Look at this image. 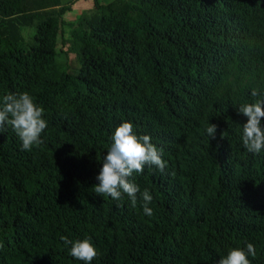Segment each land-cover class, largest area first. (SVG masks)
<instances>
[{"label":"trees","instance_id":"1","mask_svg":"<svg viewBox=\"0 0 264 264\" xmlns=\"http://www.w3.org/2000/svg\"><path fill=\"white\" fill-rule=\"evenodd\" d=\"M21 92L48 127L31 151L0 133V264H85L61 236L91 237L90 264H218L247 243L264 264V150L238 114L264 99V0H0V97ZM124 121L167 161L131 177L152 216L94 193Z\"/></svg>","mask_w":264,"mask_h":264},{"label":"clouds","instance_id":"2","mask_svg":"<svg viewBox=\"0 0 264 264\" xmlns=\"http://www.w3.org/2000/svg\"><path fill=\"white\" fill-rule=\"evenodd\" d=\"M256 89L251 91L252 97H258ZM238 114L247 117L242 126V143L247 152L259 154L264 150V99H256L253 103H245L238 107ZM45 110L35 102L28 92L7 93L0 97V133L10 126L22 142V150L31 151L34 146L43 143L42 133L47 129L48 122L44 119ZM217 125L209 124L206 133L215 138ZM223 139V133L221 134ZM163 149L157 148L149 135H137L130 121L122 122L112 135V143L107 154L103 157L102 167L94 185V193L109 196L121 206L125 195L131 205L135 207L138 196L142 200L143 212L147 216L153 215L149 207L153 197L149 190L140 187L131 179L133 173H143L145 165L155 166L161 173L167 167V161L162 159ZM65 246H71L70 255L77 260L90 264L98 256V251L91 237L72 241L66 236L60 238ZM2 247V245H0ZM256 255L252 243H247L246 250L231 249L226 256L219 259L218 264H251L249 256Z\"/></svg>","mask_w":264,"mask_h":264},{"label":"rangeland","instance_id":"3","mask_svg":"<svg viewBox=\"0 0 264 264\" xmlns=\"http://www.w3.org/2000/svg\"><path fill=\"white\" fill-rule=\"evenodd\" d=\"M102 3H106L110 0H100ZM80 15V11L76 10V11H73V12H68L64 15V19L66 22H74L75 20L78 19Z\"/></svg>","mask_w":264,"mask_h":264}]
</instances>
